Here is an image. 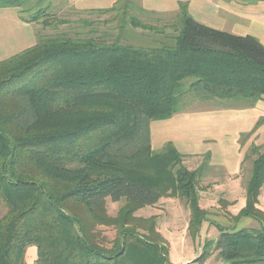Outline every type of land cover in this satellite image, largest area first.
<instances>
[{
	"label": "trees",
	"instance_id": "trees-1",
	"mask_svg": "<svg viewBox=\"0 0 264 264\" xmlns=\"http://www.w3.org/2000/svg\"><path fill=\"white\" fill-rule=\"evenodd\" d=\"M51 8L50 0H0V9L35 11L28 23L66 25L49 14ZM132 10L164 16L138 0L94 12H118L120 29L130 25L165 40L135 47L119 38L63 33L41 36L0 61V199L7 210L0 219V264H27L32 247L35 264H172L155 219L136 212L169 193L189 207L193 240L208 220L198 184L210 153L189 170L172 142L154 152L151 125L184 113L182 102L190 96L251 107L264 101V45L200 24L187 3H179L174 22L162 27L160 20L157 26L141 22ZM262 126L264 117L241 134V148ZM253 157L246 204L233 220L252 219L260 228L214 223L219 238L205 244L195 263L218 252L228 264H264V212L258 207L264 148L252 143L242 165ZM108 200L124 202L115 217L107 213ZM98 226L112 228L115 237L108 239Z\"/></svg>",
	"mask_w": 264,
	"mask_h": 264
},
{
	"label": "rangeland",
	"instance_id": "rangeland-1",
	"mask_svg": "<svg viewBox=\"0 0 264 264\" xmlns=\"http://www.w3.org/2000/svg\"><path fill=\"white\" fill-rule=\"evenodd\" d=\"M50 1L52 2V8L49 14L56 20L66 21V25L44 28L41 23H28L35 11H24L22 13L19 12V9H0V61L34 46L41 36H54L63 33L75 37H102L109 42H114L119 38L122 45L135 47H151L165 40L164 35L133 29L130 25L120 29L118 12L100 14L94 12V10L92 12L78 10L70 4L69 0ZM4 15H10L12 19L8 16L2 17ZM130 15L136 16L143 23L154 26L159 25L160 20V27L164 25L165 21L174 22L176 17L175 13L159 17L157 15L145 16L134 10L130 12ZM173 32L174 30H167L169 34ZM182 103L183 112L202 110L216 104H232L234 107L247 105L244 101L235 102L234 100L224 101L218 99L205 101L196 99L194 96L185 98ZM201 116L203 115L192 113L186 117H176L174 119L178 121L176 123L164 126L153 122L155 123L154 128H152L153 123L151 125L152 145L155 153H159L166 142L173 141L179 150L184 153L197 154L185 155L186 159H184L183 165L189 170L197 169L205 161V155L207 153L212 154L210 155L209 168L198 184L200 206L208 212V220L203 223L200 234L195 240L192 239L188 231L191 212L181 198L172 197L169 193H166L155 205L142 208L135 214L137 218L155 219L157 231L168 242L172 264H197L195 261L203 253L205 244L209 241L215 243L219 238L220 232L214 223L226 228H260L258 223L251 221L252 219L244 218L238 223L233 220V217L238 215L242 205L245 204L246 186L250 178L253 160L256 157L242 165L239 176L235 179L232 178V180L228 178L226 168L223 165H230L236 161V153L233 150V140L235 139L233 132L234 128L238 127L221 121L217 125L219 130L216 131H220L216 133L217 138L210 137V139H215L217 142L199 141L202 135L192 138L194 133H214L213 129L216 128L212 124L213 122H208V124L205 122L203 126L194 124L198 122L197 120H201ZM200 127L203 130H200ZM221 127H225L223 131ZM255 136L254 134L251 140ZM255 140L258 142L257 139ZM260 142H262V139H260ZM258 145L264 148L263 142ZM236 179L239 183H235ZM123 205L124 202L113 203L108 200L106 203L108 215L115 217ZM6 212V207L0 199V219ZM97 229L110 240L115 237V231L112 228L98 226ZM204 264L228 263L221 261L218 252H214Z\"/></svg>",
	"mask_w": 264,
	"mask_h": 264
},
{
	"label": "crops",
	"instance_id": "crops-1",
	"mask_svg": "<svg viewBox=\"0 0 264 264\" xmlns=\"http://www.w3.org/2000/svg\"><path fill=\"white\" fill-rule=\"evenodd\" d=\"M118 0H69L70 4L78 9L84 11L91 10H103L112 8ZM140 6L151 12H155L161 15L173 14L178 11L179 3H187L188 11L190 16L209 28L234 34L237 36H252L260 41L264 45V0H256L255 2H249L247 0H138ZM9 13V12H8ZM11 13V12H10ZM8 16L12 19L10 15H4L2 17ZM201 114V120H197V123L203 126L205 122H213L212 124L216 126L213 129L214 133H194L193 137L200 136L199 141L204 142H217L216 133L220 131L218 129L219 122H228L234 124L238 128H234L235 139L233 140V150L236 153V161L230 165H223L226 168V173L228 178H236L241 173V167L244 159V154L248 149L249 145L255 143L256 145L264 143V126L255 133V138L250 139L251 142L246 143L243 148H241L239 140L241 134L250 132L259 119L264 117V101H259L255 105L247 106L241 105L234 107V105H221L216 104L206 109L196 110L192 112H184L175 115L173 118L165 121H157L158 124L169 125L171 123H176L178 121L174 120L178 116H189L190 114ZM186 119V118H185ZM154 124L152 128H154ZM226 127V126H225ZM225 127H221L222 131ZM199 128V127H196ZM201 128V127H200ZM200 130H203L201 128ZM156 133V132H155ZM257 139L258 142L255 140ZM262 139V142H260ZM152 140V131H151ZM172 142L174 145L175 143ZM167 143V142H166ZM165 143V144H166ZM153 147V145H152ZM177 150L183 155H197L190 152L184 153L182 150L175 145ZM212 155V154H210ZM200 156V155H199ZM213 158V156H212ZM211 160V159H210ZM236 179L235 183H239ZM246 204V201H245ZM242 205V208L245 206ZM258 207L264 212V186L261 190L259 196ZM255 221V220H251ZM256 222V221H255ZM257 223V222H256ZM260 226V225H259ZM253 228V227H246ZM29 248L27 251V264H35L37 258L36 248Z\"/></svg>",
	"mask_w": 264,
	"mask_h": 264
}]
</instances>
